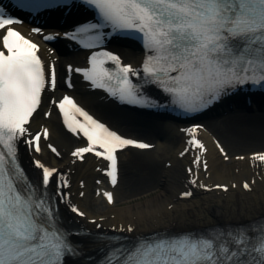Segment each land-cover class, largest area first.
Listing matches in <instances>:
<instances>
[{
	"label": "snow or ice",
	"instance_id": "6c2138e0",
	"mask_svg": "<svg viewBox=\"0 0 264 264\" xmlns=\"http://www.w3.org/2000/svg\"><path fill=\"white\" fill-rule=\"evenodd\" d=\"M83 3L95 9L100 22L81 27L71 38L88 33L99 36L105 27L140 33L149 53L143 64L144 74L175 97L177 105L185 111H197L237 85L264 84V0H83ZM15 23L18 21L5 18L0 9V31L4 32L0 49V264H62L73 248L57 227L47 186L57 178L60 181L57 194L63 198L66 194L61 189L68 186L67 180L58 169L35 160V166L42 170L41 191L28 182L17 163L19 140L40 152L42 137L48 138L47 128L33 133L29 126L40 108L45 88L56 89L57 73L54 64L46 70L36 43L9 27ZM98 56L118 66L115 76L105 67L106 60H98ZM90 63L91 68L76 71H83L99 88L111 87L114 81L111 95L121 101L138 102V90L131 79L139 75L136 69L122 64L120 57L111 52L94 53ZM68 71H72L71 66ZM51 103L56 105L55 100ZM57 107L67 127L86 138V146L78 147L72 155L82 159L84 154L94 153L110 162L107 175L113 186L118 180L117 151L129 145L150 147L111 131L70 96H63ZM77 115L84 120H78ZM189 143L205 148L194 137ZM48 147L59 155L53 145ZM220 151L223 153V148ZM254 159L264 162V153L256 154ZM194 163H200L199 157ZM204 168L207 170L206 162ZM188 171L191 173L192 169ZM216 187L227 191L226 185ZM243 187L250 190L247 182ZM103 195L109 203L114 202L112 192ZM182 195L189 197L191 192ZM72 210L85 215L75 207ZM128 231H133L131 226ZM107 264H264V235L255 243L242 231L220 232L208 238L184 235L142 242L127 255L117 253L115 261L109 256Z\"/></svg>",
	"mask_w": 264,
	"mask_h": 264
},
{
	"label": "bare ground",
	"instance_id": "6f19581e",
	"mask_svg": "<svg viewBox=\"0 0 264 264\" xmlns=\"http://www.w3.org/2000/svg\"><path fill=\"white\" fill-rule=\"evenodd\" d=\"M122 53L125 63L140 65L142 58L138 52L132 49V52ZM78 97L93 113L122 133L151 141L165 134L166 140L158 141L149 151L125 150L120 154L121 177L113 190L114 206L145 199L139 206L114 209L103 195H97L106 182L98 171L103 163L92 156H83L84 161L78 162L72 152L83 144L61 130L54 106L45 104L44 111L34 115L30 130L49 128L50 136L42 140L40 153L21 145L20 154L30 170H36L33 161L39 160L47 167L58 169L69 182L61 205L68 224L93 233L136 237L161 232L187 233L218 225L240 226L264 218V162L254 159L256 154L264 153V118L257 115L245 118L244 110L241 114H231L228 108L225 109L229 111L227 115L210 117L207 120L209 132L199 134L206 150L197 165L194 161L199 155L192 150L187 138L168 127L169 123L161 125L150 117L125 111L100 92L79 93ZM48 111L51 116L46 118L44 113ZM196 124L199 123L190 125ZM214 138L224 147L227 158L214 145ZM48 144L58 148L59 157L48 150ZM241 156L244 159L237 158ZM203 160L207 161V172L203 171ZM245 182L249 183L250 190L243 187ZM216 185H226L227 191ZM165 186L171 195L163 190ZM160 190L163 192L158 196L149 198ZM185 192L193 196L184 199ZM74 207L85 215H78L72 210ZM92 220L96 223L92 224ZM129 226L133 231H128ZM88 263L86 257L80 260V264Z\"/></svg>",
	"mask_w": 264,
	"mask_h": 264
},
{
	"label": "rangeland",
	"instance_id": "374dc122",
	"mask_svg": "<svg viewBox=\"0 0 264 264\" xmlns=\"http://www.w3.org/2000/svg\"><path fill=\"white\" fill-rule=\"evenodd\" d=\"M64 61V60H63ZM61 65H62V63H61ZM226 161V160H225ZM227 162V161H226ZM166 190L167 191V195H171L172 193H171V191L169 190V188L167 187V186H165V187H163V190ZM163 191L162 190H160L159 192H155L154 193V195H152V196H150L149 198H154L155 196H158V194H160V193H162ZM144 199H145V197H144ZM144 199H142V200H135V201H133L132 203H126V204H123V203H118V204H116L115 206H114V209H122V208H125V207H127V206H129V205H132V206H134V205H138L139 206V204L142 202V201H144ZM141 205H143L141 208H144V204H141ZM102 207H104V205L102 204ZM92 223H94V222H92Z\"/></svg>",
	"mask_w": 264,
	"mask_h": 264
}]
</instances>
